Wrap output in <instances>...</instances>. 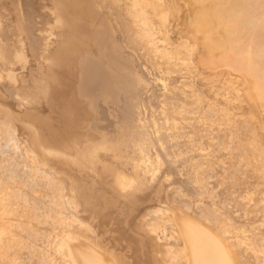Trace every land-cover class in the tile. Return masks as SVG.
Here are the masks:
<instances>
[{"label": "rangeland", "instance_id": "1", "mask_svg": "<svg viewBox=\"0 0 264 264\" xmlns=\"http://www.w3.org/2000/svg\"><path fill=\"white\" fill-rule=\"evenodd\" d=\"M69 1L0 0V129L9 130L13 141H17L20 147L15 149L10 140L3 141L0 151V205L3 202H27V216L30 220L26 228H20L21 226L17 224L7 228L13 237L12 240H6L5 246L0 248V264H43L44 256L31 252L29 248H14L20 243L28 244L35 236L50 233L46 226V215L39 214L42 212L43 202L47 208L54 204L57 208L67 206L75 208L72 212L75 213L76 223L81 224L89 233L102 240L100 247L107 248L109 252L107 255L126 259L128 251L126 244L129 238L120 237V228L114 225L116 219L119 220L121 217L114 208L106 210L110 204L106 205L104 202H130L115 193L119 191L115 184L116 176H133L130 156L135 148H132L133 150L131 147L125 148L123 144L124 130L128 126L126 119L128 108L125 106L126 101L123 95L114 98L99 93L96 82L82 67L81 61L84 59L91 61L89 65L91 67L93 63L102 61L103 51H112L116 54L118 61L126 63V68L121 75L128 81L130 95L140 96L139 109L146 114V128L150 130L152 129L150 121L160 117L161 110L164 109L161 107L164 104H166L167 116L176 115L167 96H175V93H178L177 95L183 94L186 97L178 102L182 107L180 109L184 112L186 110L187 117L193 118V124L190 126V132L186 130L188 134L185 133V137L183 134L178 139L184 141L189 136L192 139L191 144L200 146L203 152L210 154L208 157L197 159L198 163L204 166L200 171L199 183L208 190L210 198L207 199L208 201H203L206 204L213 201H228L229 186L226 172L230 167L231 156L228 154L219 157L218 154L211 156L217 153L214 144L220 135V131L215 128L217 121L211 113L218 109L223 113L224 110L219 103L221 95L236 92L244 95H242L244 100L240 99V96L238 97L240 101H237V98L233 96L234 98L231 97L229 102L231 104L229 110L233 112L228 111V113L229 115L234 113L233 115L236 116L233 120H237L235 123L232 122L233 125L231 124L232 128L233 126L238 128H233L235 133L249 132V129H253L254 126L255 132L264 131V128L261 129L264 127L262 108L255 111L260 106L246 98L247 90L242 92L247 86H244L246 83L243 80L247 81L243 79L244 76L227 64L209 61L210 59L203 55V48L199 47L202 43L197 44L204 39L203 31L195 30L193 23L198 14L204 8H209L212 2L159 0L157 10H154L152 3L154 0H72L77 2L79 12L71 15L66 9ZM227 1L224 0L221 5L227 6ZM134 3H137V10L135 9L133 13L131 5L134 6ZM244 6L248 7V4ZM158 10L163 13L165 21ZM74 15L84 35H93L106 29L108 36L106 41H103V45L94 50H90L93 49L90 46L77 47L72 68L66 69L63 73L62 79L71 83L75 100L82 102L83 106L81 111L74 110L78 112L73 124L76 135L70 140L68 136L59 138L45 133L37 126L36 118L42 116L61 120L63 112L67 109L55 107L62 102V98L51 92L49 65L53 64L59 51L64 49L62 45L66 44L65 35L68 29L65 22L68 17ZM138 25L147 27L153 32L154 39L159 45V53L163 51L165 53L166 50L168 54H159L148 49V42L142 40L138 33ZM191 37L196 38L197 42ZM191 41L198 45L199 50L197 47L195 49V44L193 47ZM184 45L193 49V53L192 49L188 52L192 58L187 56L188 50L184 49ZM174 49L181 53L178 56L173 55ZM219 55L218 51L213 52L214 57ZM174 56L176 58L180 56L181 60H175ZM182 58L186 63L182 62ZM187 58L189 62L192 59L194 63H191L192 61L189 63ZM134 77L142 82L140 89L135 88L131 79ZM193 84L195 89L192 88ZM201 91L203 94L217 93L220 97L211 99V94H207L209 98L207 95H200L201 103L198 100L199 103L196 102V104L201 105L203 109L198 110L196 104L192 103L193 98L188 96ZM241 100L248 105L250 102V107L247 109H251V105L255 106L254 109L251 111L246 107L243 109L242 106L248 105L241 104L243 103ZM253 110L255 115L258 114L259 119L253 115ZM125 112L127 113L124 114ZM220 112L218 114H221ZM245 112H247L246 115L251 113L252 116L251 114L247 116L253 119L247 124L244 120L248 122V117L244 119L246 115L243 116ZM255 118L258 120L254 121ZM260 119L262 122H259ZM251 123L254 124L253 128H250ZM180 125L179 122L178 126ZM231 125L227 129L231 128ZM238 125H243L245 129H242L245 131L241 130V126L239 129ZM54 126H59V123L55 122ZM2 130L0 131L4 133ZM153 130L154 128L151 131ZM159 131L166 130L160 127ZM255 132L251 133V136L252 134L253 137L257 136L254 139L259 144L256 142L258 144L256 145L262 147L264 132H262L263 135H256ZM241 136L243 138L244 135L241 134ZM54 141L56 143L53 144ZM233 141H235L233 145L238 143L239 148L237 149L236 146L237 150L231 148L234 149L229 150L232 154H235V151L239 153L241 148L244 149L246 146L243 139L234 138ZM231 143L232 141L230 146L233 147ZM241 143L245 145L241 147ZM186 146H182V149ZM217 149L223 153L221 148ZM244 152L247 155L251 153L246 149ZM205 158H207L206 162H204ZM92 160H94L93 164L89 166ZM241 177L244 179V176ZM160 180L162 183L158 181V184H161V186L159 184L160 187L153 190L146 189L149 194L146 202H183L180 200L189 198L185 177L179 178L177 173L169 171ZM152 182L148 181V186L157 185L155 181ZM166 190L167 196L164 195ZM158 208L159 206L155 205L135 214L128 229L137 233L138 229L135 227L137 223L148 219ZM132 232L130 234L133 235ZM147 263L153 264L151 261Z\"/></svg>", "mask_w": 264, "mask_h": 264}, {"label": "bare ground", "instance_id": "2", "mask_svg": "<svg viewBox=\"0 0 264 264\" xmlns=\"http://www.w3.org/2000/svg\"><path fill=\"white\" fill-rule=\"evenodd\" d=\"M158 1L154 0L152 2L154 10H157ZM196 1L203 2L205 0ZM208 1L212 2L211 6L204 8L193 23L195 30L203 31L204 39L200 36L203 41L201 40L197 44L201 45L202 43V46L199 47L203 48V55L205 54L210 59L209 61L217 64H227L244 76L243 79L247 80H243L246 83L244 86H247L242 92L247 90L246 98L260 106L255 111L262 108L264 113V0H228L227 6L221 5L224 0ZM260 3L262 4L261 10ZM245 4H248V7L244 6ZM136 5L137 3H134V6L131 5L133 13L137 10ZM66 9L69 10L71 15L79 12L77 2L72 0L69 1ZM159 10L160 15L161 11ZM162 15L163 13H161ZM162 18L164 19L163 16ZM77 23L75 15L68 17L65 22V26L68 27L65 35L66 44L62 45L64 49L55 56L53 64L49 65L51 92L62 98V102L55 105V107L67 109L63 112L61 120L42 116L36 118L37 126L45 133L59 138L68 136L70 140L72 136L76 135L73 124L78 112L74 110L81 111L83 106L82 102L75 100L73 96L74 88L71 83L66 79H62L64 77L63 73L66 69L72 68L74 52L77 47L88 48L90 46L93 48L90 50H94L103 45V41H106L108 36L106 29L93 35H84ZM137 29L141 39L148 42V49L150 48L153 52L159 53V45L154 39L153 32L140 25L137 26ZM194 40L197 42L196 38ZM191 42L194 47L195 42ZM197 44H195V49L198 46ZM183 47L188 50L187 53L191 52L192 48L189 49L190 46L186 47L184 45ZM174 50L173 55L176 54L175 56L181 53L177 49ZM214 51H218L220 55L214 57ZM165 53L168 54L166 50ZM175 56L174 58H176ZM187 56L192 58L190 53ZM179 57L175 60L179 59L180 61L181 58ZM202 57L204 58V56ZM184 60L182 58V62ZM187 60L189 62V58ZM191 61L192 59H190ZM205 61L206 59L204 63ZM90 62L89 59H84L81 64L88 72V76L96 82L99 93L114 98L123 95L126 101L125 106L128 108V113H124H127V117L124 116L128 121V126L124 130L123 144L125 148H135L130 156L133 176H116V183H114L119 188V191L115 192L116 195L124 197L130 202H104L106 205L110 204L106 210L114 208L118 211V216L121 217L119 220L116 219L114 225L116 228H120V237L129 238V242L127 241L126 244L128 247L126 259L122 260L121 257L107 255L109 253L107 248L100 247L102 240L89 233L81 224L76 223L75 213L72 212L75 208L71 206L57 208L56 204L47 208L44 205L45 202L42 203V212H39V214L46 215V226L49 228L50 233L44 236H35L28 244L20 243L14 248H29L31 252L44 256L43 264H149L148 261L153 264H264V144L261 143L262 147L257 146L259 143L254 139L257 136L253 137L256 128L252 123L250 128H253V126L255 128L249 129V132L252 131L251 133H253L252 136L251 133L243 130L245 129L242 127L243 125H238L239 129L241 126V130L245 131V133H241L244 135L243 138H241L240 133H235L233 128L237 127L233 126L232 128V122L237 121L233 120L236 115L234 116V113L229 115L228 113V111L233 112L229 110V105L231 106L229 104L231 102L230 98L235 96L237 101H240L238 97L241 96L240 99L244 100V95L242 94V96L241 92L240 94L236 92L230 95L223 94L221 98L213 92L203 94L201 91V93H194L193 96L184 94L193 98L192 103L195 104L199 101L201 103V100H199L201 99L200 95L211 94V99H216L218 96L220 97L219 103H221L224 110H222L223 113L218 111L219 109L215 110L222 115L215 113V111L211 113V115H214V120L217 121L215 128L220 131L218 140L214 144L217 153L211 156L217 154L218 157L225 154L231 156L230 167L227 168L226 172L229 186L228 201H213L206 204L203 201L209 200L210 196L207 188L199 183L201 181L200 171L204 166L199 164L197 159L208 157L210 154L203 152L200 146L196 147L191 144L192 139L189 136L184 141L178 139L183 134L185 137V133L188 134L186 130L190 132V126L193 124V118L187 117L186 110L184 109L185 112L181 110L182 107L178 102V100L186 99V97L183 94L181 96L180 94L177 95L178 93H175V96H167L169 97V104L176 115L174 117L167 116L166 104H164L161 107L164 109L161 110L160 117L150 121V127L154 128L151 131L152 129L146 128V114L139 109L140 96L130 95V89L127 87L128 81L121 75L126 68V63L118 61L116 54L112 51H103L102 61L93 63L91 67L89 66ZM191 63H194V61ZM131 79L136 89L142 87V82L139 79L135 77ZM193 86L195 84L192 85V88L195 89L196 87ZM242 100L243 103L240 102L241 104L248 105L246 101L244 103ZM250 102L248 106L240 105V107L242 106L243 109L246 107L247 109V107H250ZM196 107L198 110L203 109L199 104H196ZM254 107L251 105V109H254ZM212 108L211 111H213ZM255 111L253 110V115H255ZM224 113L226 114L224 115ZM247 115L246 118L243 116L242 118L247 119ZM257 115L255 117L259 119ZM159 120H162V122H159ZM247 120L248 122L244 120L246 124L253 119L251 120L248 117ZM244 121L241 122L245 123ZM55 122L59 123V126H54ZM179 122L180 126H178ZM230 125L232 129H227ZM160 127L164 131L166 130L167 133L160 132ZM263 128L261 129L263 130ZM2 131L4 133L0 131V151L3 147V141L6 142V139L11 141L15 149H19V143L13 141L9 130ZM262 132L255 133L260 135ZM234 138L243 139L246 146L243 149L241 145H245V143H241L240 152L235 151L236 153L232 154V150L239 148L238 141L237 144L233 145V142L236 141H233ZM227 141L229 143H226ZM231 141L233 147L230 146ZM184 145L187 146L182 149ZM235 146L238 148L236 149ZM218 147L221 148L223 153L219 151L220 149H217ZM245 149L251 152L250 155L245 154ZM93 161L89 166L93 164ZM206 161L207 158L204 159V162ZM169 171L177 173L179 178L185 177L188 184L187 192L190 194L189 198L180 200L183 202H146L149 195L146 189L153 190L160 187L162 184L160 179ZM241 176H244V179ZM148 181H155L154 183L157 185L154 184V187L148 186ZM158 181L161 183H159L160 186ZM164 195H168L167 190ZM27 205V202H3L0 205V248L5 246L6 240H12L13 235L11 236L7 231L8 227L13 224L21 226L20 228L29 226ZM155 205L159 206L157 211L151 214L148 219L138 222L135 226L139 233H134V231L128 229L129 223L132 222L135 214ZM128 231L132 232L133 235Z\"/></svg>", "mask_w": 264, "mask_h": 264}]
</instances>
